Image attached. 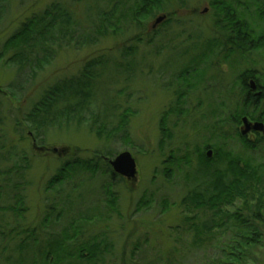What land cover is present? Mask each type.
I'll return each instance as SVG.
<instances>
[{
	"label": "rangeland",
	"instance_id": "1",
	"mask_svg": "<svg viewBox=\"0 0 264 264\" xmlns=\"http://www.w3.org/2000/svg\"><path fill=\"white\" fill-rule=\"evenodd\" d=\"M227 1L236 9L241 19L244 18L257 31L264 32V22L259 18L260 12L264 10V0ZM51 2L52 0H8L4 4L7 11L0 22V49L25 18L41 11ZM171 2L174 10L158 12L141 33L143 43L136 47L137 60L141 65L135 76L130 72L133 79L129 83V90L133 97L127 98L126 94L115 97L113 94L112 102L116 107L105 111L109 112V115L105 113V119H96V115L102 112L93 107L86 114L88 121L80 119L79 116L69 124H51L46 134L40 133L38 140L28 127L16 126V122L23 120L33 103L38 100L37 93L41 94L48 85L59 78L77 75L83 65L94 57L106 55L120 59L125 49L137 45L131 40L137 35L136 30H128L118 37L105 36L92 45L80 48L72 44L61 51L52 65L40 72L37 78L26 75L27 77L24 76L16 86L15 69L0 67V90L11 94V89L15 86L16 95L14 99L0 92V147L5 148L0 150V264H7L5 259L11 258L14 259L9 261V264H26L24 260L18 261L19 258L26 259L29 264H44V259L38 252L39 245H45L51 238L59 236L62 230L68 228V217L77 213L78 209L85 211L91 204H87L86 200L91 202L86 195L89 190L83 193L85 205L78 201L76 206H71L69 196L74 193L77 199L78 194L81 196V191L89 185L94 190L103 183L102 181L109 180V168L105 162L114 160L123 152H130L137 161V181L133 183L125 177L117 178L119 181L115 180L113 191L118 206L114 211L106 206L105 197L100 200L97 193L89 194L94 197L93 203L100 204L92 203V208L98 209V218L89 225L85 236L81 237L84 241L98 235L110 244L105 264H206L209 259H219L222 256L221 247L233 238L234 224L231 222L238 221L241 214L250 220L253 219L257 208L253 207L250 211L251 209H247L240 200L232 206H227L224 211L226 213L218 216H213L210 211L194 210L189 203L183 205L182 202L188 199L189 189L192 187L186 180L187 172L193 170L191 166L175 169L171 180L166 179L162 173L166 161L173 154L179 157L192 153L195 144L201 146L206 141L222 146L221 139L226 135L225 131H232L234 136L235 132L244 128L243 123L236 126L229 121L225 128L220 129L215 125L216 120L211 118L212 111H215L218 112L217 120H228L235 100L231 93L236 92L239 97L241 91V88L236 86V69L229 64L230 61L224 59L220 48L215 47L214 50L217 51L213 55L202 56L201 64L202 68L206 69V75L198 88L188 92L186 86L195 81L198 72H192L186 81L177 79V71L180 68L186 64L191 65L194 59L200 58L207 50L208 40L216 42L221 39L216 26L217 9L211 4L212 0ZM169 14L174 16L170 18L172 22L167 24ZM160 17L166 19L157 25ZM154 29L159 30L160 36L155 44L151 45L147 43V36ZM252 59L257 62V66L252 70L256 73H260V70L264 72V55L254 53ZM101 85L107 89L105 87L110 86V80H105ZM184 92L187 93V101L181 108L185 115V110L190 112L187 120L178 115V96ZM104 101L98 103L99 107H105L107 101ZM199 104L203 106L200 107ZM129 108V112L132 111L134 115L132 114L126 132L108 139L106 133L100 136L92 129L91 117L99 120V126L102 125L110 132L118 125L119 117ZM163 121L164 128L173 139L163 140ZM246 138L254 144L260 141L256 151H250L251 154L244 153L246 151L236 136L229 140L228 150L243 154L256 164H263L264 134L251 133ZM211 150V158H214L216 149ZM206 152L205 150L204 153ZM193 154L191 157L195 165L197 156ZM97 156L105 158V162L100 158V161H97ZM93 159L94 165L99 167L97 179L90 180L91 175L82 172L79 179L71 183L67 181L61 188H49L51 179L57 176L66 164ZM14 166L19 171L23 170L19 178L11 184L20 186V196L24 199V203L20 204L22 206L15 207L19 210L16 212L18 214L8 209L17 204L13 196L15 193L11 191L10 184L5 185L3 176L6 170ZM76 183L79 184L78 188H75ZM143 198L151 204L140 208ZM164 199L171 202V208L164 207ZM251 204L256 205V201H251ZM53 208L63 212L62 216L59 214L56 217L49 212ZM52 214L54 217L51 218ZM49 216L50 220H46ZM216 218L228 221V228L216 229L215 235L205 233L197 237L193 228L196 225L201 228L211 225ZM259 226L261 232H264V222H260ZM14 231L16 234L11 237L10 234ZM33 235L37 236V239L33 238ZM136 243L142 246L139 251L134 249ZM19 245L30 246L29 250L23 248L20 252L23 257L16 252ZM250 261V264H264V245L263 248L253 251Z\"/></svg>",
	"mask_w": 264,
	"mask_h": 264
},
{
	"label": "trees",
	"instance_id": "2",
	"mask_svg": "<svg viewBox=\"0 0 264 264\" xmlns=\"http://www.w3.org/2000/svg\"><path fill=\"white\" fill-rule=\"evenodd\" d=\"M7 1L0 0V22L3 19L2 16L7 11V6H4ZM171 1L52 0L44 9L25 18L0 49V67L15 69V76L17 77L15 86L26 75L33 79L37 78L40 72H43L48 66L52 65L61 51L69 48L72 44L80 48L81 46L92 45L105 36H123L128 30H136L138 33L131 39L137 45L125 49L120 59L110 58L106 55L94 57L83 65L77 75L59 78L53 84L48 85L41 94L37 93L38 100L33 103L31 110L26 113L25 118L16 122L17 128L21 127V125L28 127L29 131L38 140L41 136L40 133L46 134L51 124L58 123L62 125L64 122L69 124L78 119L79 116L82 120L86 119V114L93 107H95V110L98 109L102 112V114L96 115L98 116L96 119H105L106 114L109 115V112L105 111L116 107V105H113V94L115 97L120 94H126L127 98L133 97L129 90V83L133 79L132 75L135 76V72L141 65L137 60L138 50L136 48L143 43L141 33L144 32L150 19L158 12L169 9L174 10V5ZM211 4L217 9V13H215L218 18L216 26L221 39L216 42L208 40L207 50L203 52L200 58L194 59L191 65L186 64L180 68L177 71V79L186 81L192 72H198L195 81L186 85L188 92L198 88L203 83L206 75V69L202 68L203 64H201L202 56L213 55L217 51L214 48H220L224 59L230 61L229 64H232V67L236 69L234 70L235 74H237L236 78L238 77L236 86H240L242 91L239 92V97L236 95V92L235 94L231 93V96L235 100L228 120H217L218 112L212 111L211 118L216 120V127L221 129L229 121L233 124L235 123L236 126H240L244 118H248L249 121L253 120L264 123V93L262 98L252 96L248 90L246 94L244 86L247 78H258L259 85L262 88L264 87V72L260 70V73H256L252 70L257 66V62L255 59H252V55L254 53H262L264 55V32L257 31L244 18L241 19L229 1L212 0ZM172 16L174 15H168L167 24L172 22L170 20ZM259 18L264 22V10L260 12ZM158 34L159 30L154 29L147 36V43L154 45L160 36ZM131 40L130 42H132ZM105 80H110V86L105 87L107 89H104L101 85L105 83ZM121 86L123 87L118 90ZM14 87L11 89V94H6L2 90L0 92L16 99ZM232 91H234L233 88ZM100 95L103 96L99 98L98 96ZM186 98V92L178 96V115L184 118V120H187L190 116V112L186 110L187 115L183 114L181 108L183 107V103L187 101ZM104 100L107 101L105 107H99L98 103H103L105 102ZM199 105L200 107L203 106L202 104ZM129 110L130 108L123 112L119 117L120 121L118 125L110 132H107L102 125L99 126V120L91 117V121H93L92 129L100 136L106 133V138L113 139L115 135L127 131L130 119L134 115ZM86 120L88 121V118ZM164 125L165 122L163 121V140L173 139L172 135L164 128ZM212 125L213 123L210 126L211 129ZM224 133L226 135L221 139L222 146L215 145L210 141H206L201 146L198 144L193 146L192 153L197 156L195 165L193 164L191 152L179 157L173 154L174 156L172 155L166 161L167 164H165L162 173L166 179L171 180L175 174V169H179L182 166L187 168L191 166L193 168L191 172H187L186 176V180H188V183L192 187L189 189L188 199L182 203L183 205L189 203L194 210L200 212L210 211L213 216L223 215L226 213L224 211L227 206H232L239 200L243 202V205L247 209H251L250 211L253 210V207L257 208L252 220L241 214V217H238V221L231 222L234 224L233 238L221 247L222 256H219L220 258L217 260L211 261L209 259L206 262V264H250V260L253 258V251L257 248H263L264 245V232H261L259 226L260 222H264V206L262 207L264 203V163L256 164L243 154H235L231 150H228L227 144L230 139L236 136L246 151L244 153L251 154L249 152L256 151L260 141L259 143H252L246 136L242 135L241 131L235 132L234 136L230 130ZM212 148L216 149V154L214 158H209L208 152L212 151ZM4 149V146L0 147V150ZM205 150L207 151L206 153H204ZM99 158L97 156L96 160L100 161ZM100 159H103L105 162V158ZM94 162V159L77 160L66 164L59 174L51 179L49 188H61L67 181L71 183V181L79 179L82 172L90 174V180L97 179L99 167L94 165ZM105 163H107L109 168V180L102 181L101 185H98L99 182L96 183L98 186L94 190L89 185L85 190L81 191V196L78 194L77 199L74 193L69 196L70 199L68 201H71V206H76L78 201H82L85 205L86 200L87 204L91 203L90 206L85 211L78 209L77 213L68 217V228L62 230L59 236L51 238L45 245H39L38 252L40 257L44 259L42 261L44 264H105V256L110 250V244L98 235L89 239L87 238L84 241L81 240V237L85 236L89 225L93 224L95 219L98 218V209L92 208V205L94 203L96 205L100 204L93 203L94 197H91L89 194L95 195L97 193L96 195H98V199L100 200L105 197L104 202L111 211L117 209L118 206L117 199L115 198L116 194L113 190L115 189V180L121 176L114 172L110 161ZM14 165L18 166L16 163ZM16 166L3 173L5 185L10 184L11 191L15 193L13 196L17 205L8 208L14 214H18L16 213L19 211L16 210L17 206H22L20 204L24 203V199L20 196V186H17L18 184L11 185L12 181L18 179L23 171L17 170ZM117 181L119 180L117 179ZM78 187L79 184L76 183L75 188ZM84 191L85 193L88 191L86 195L87 198H90L91 202L88 203L89 200H85ZM79 198H82V200H79ZM253 200L256 201V205L254 206L251 204ZM170 203L168 199L162 201V204L167 209L171 208L172 205ZM150 204V201L148 202L143 198L139 207H146ZM49 212H52L56 217L59 214L62 216L63 213L56 211L55 208ZM53 214L51 218L54 217ZM46 220H50V216ZM227 228L228 221L217 219L211 225H204L202 228L196 225L193 229H195L196 235L199 237L205 233L207 235H215L216 229L226 230ZM15 234L16 231L12 232L10 236L12 237ZM34 237L37 239V236L33 235ZM140 247L142 246L138 243L134 245V249L137 251L140 250ZM23 248L29 250L30 246H17L16 252L20 254V257H23L20 253ZM13 259H5V261L9 264V261ZM21 260H24L26 264L28 263L26 259L19 258L18 261L22 262Z\"/></svg>",
	"mask_w": 264,
	"mask_h": 264
},
{
	"label": "water",
	"instance_id": "3",
	"mask_svg": "<svg viewBox=\"0 0 264 264\" xmlns=\"http://www.w3.org/2000/svg\"><path fill=\"white\" fill-rule=\"evenodd\" d=\"M166 17H160L156 24L159 25L162 23ZM244 128L241 130L242 135L246 136L251 131H255L258 133L264 134V123L256 122L252 124L249 122L248 118L243 119ZM213 156V151L208 152V157L211 158ZM110 164L114 170V172L121 176L128 178L129 181L135 183L137 181L138 169H137V161L134 156L130 152H123L119 154L114 160H109Z\"/></svg>",
	"mask_w": 264,
	"mask_h": 264
},
{
	"label": "flooded vegetation",
	"instance_id": "4",
	"mask_svg": "<svg viewBox=\"0 0 264 264\" xmlns=\"http://www.w3.org/2000/svg\"><path fill=\"white\" fill-rule=\"evenodd\" d=\"M264 79V78H263ZM245 90H246V94H247V90L251 92V95L252 96H255V97H258V98H262L263 97V93H264V87L262 88L260 85H259V79L258 78H247L246 79V83H245ZM240 87V86H239ZM241 88V87H240ZM241 91H242V88H241ZM239 91V92H241ZM227 93V92H226ZM222 94V93H221ZM224 96H227V94H224ZM256 122H260V121H251L250 120V123L252 124H255ZM251 133H258V132H255V131H251L249 134ZM248 134V135H249ZM246 135V137L248 136Z\"/></svg>",
	"mask_w": 264,
	"mask_h": 264
}]
</instances>
